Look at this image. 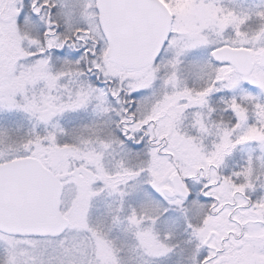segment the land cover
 <instances>
[{
  "label": "snow or ice",
  "instance_id": "obj_1",
  "mask_svg": "<svg viewBox=\"0 0 264 264\" xmlns=\"http://www.w3.org/2000/svg\"><path fill=\"white\" fill-rule=\"evenodd\" d=\"M0 264H264V0H0Z\"/></svg>",
  "mask_w": 264,
  "mask_h": 264
}]
</instances>
